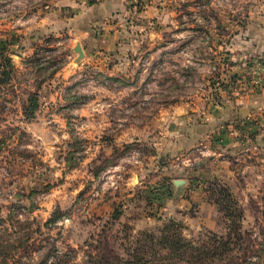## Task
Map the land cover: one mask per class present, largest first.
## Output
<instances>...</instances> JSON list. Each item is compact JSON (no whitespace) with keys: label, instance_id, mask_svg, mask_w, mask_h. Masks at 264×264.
I'll use <instances>...</instances> for the list:
<instances>
[{"label":"rangeland","instance_id":"1","mask_svg":"<svg viewBox=\"0 0 264 264\" xmlns=\"http://www.w3.org/2000/svg\"><path fill=\"white\" fill-rule=\"evenodd\" d=\"M106 1L0 0V264H264V0Z\"/></svg>","mask_w":264,"mask_h":264},{"label":"crops","instance_id":"2","mask_svg":"<svg viewBox=\"0 0 264 264\" xmlns=\"http://www.w3.org/2000/svg\"><path fill=\"white\" fill-rule=\"evenodd\" d=\"M112 1H114V0H108L105 3L102 2L100 4V6H102V8L105 9V13L106 14H108V12L111 9L114 8V6L111 5V3H110ZM239 69H240V74L241 73L243 74V73L248 72L249 70H252L253 68H251L250 59H249V61H246L245 66L242 65ZM261 98H262V96L259 93V91H256V90L254 91L253 89H250L249 93H246L244 96L243 95H240L239 97H235L233 100H231V102L234 103V104H235L236 101L237 102H242L243 101L244 103L246 102L247 104L250 105V112H251V110L253 111V108L254 107H258L260 105ZM241 127H242L241 130H239V128L237 127L234 134L237 135V134L241 133L243 135L244 133L248 132L246 130L249 127H250V129H253V130H255L257 128L261 130L262 128H264V123H263L262 127L261 126H258V125H256V126L255 125H252V126L250 125V126H248V128L245 125L244 126H241ZM263 131H264V129L262 130V132ZM234 140H236V138Z\"/></svg>","mask_w":264,"mask_h":264},{"label":"trees","instance_id":"3","mask_svg":"<svg viewBox=\"0 0 264 264\" xmlns=\"http://www.w3.org/2000/svg\"><path fill=\"white\" fill-rule=\"evenodd\" d=\"M220 192H222V194H223V192H226V190L224 189V188H221L220 189ZM225 194V193H224ZM229 238H230V240L233 238L232 237V235H229ZM150 239H152V236H150ZM164 241V242H163ZM160 242L161 243H165L166 242V240L165 239H163L162 241L160 240ZM138 247H141V246H138ZM135 250V248L133 249V251ZM131 252L130 254H131V256H132V260L134 261V260H136V259H138L140 256L139 255H141L140 254V252H139V248L137 249V250H135L134 252ZM211 256H213V255H211Z\"/></svg>","mask_w":264,"mask_h":264},{"label":"built area","instance_id":"4","mask_svg":"<svg viewBox=\"0 0 264 264\" xmlns=\"http://www.w3.org/2000/svg\"><path fill=\"white\" fill-rule=\"evenodd\" d=\"M253 82H254L253 83L254 86H260L261 83H263V85H264V73H263V78L262 77H258V79H255Z\"/></svg>","mask_w":264,"mask_h":264},{"label":"water","instance_id":"5","mask_svg":"<svg viewBox=\"0 0 264 264\" xmlns=\"http://www.w3.org/2000/svg\"><path fill=\"white\" fill-rule=\"evenodd\" d=\"M77 49H78V48H77ZM79 52H81V53H82V50H81V48H80Z\"/></svg>","mask_w":264,"mask_h":264},{"label":"bare ground","instance_id":"6","mask_svg":"<svg viewBox=\"0 0 264 264\" xmlns=\"http://www.w3.org/2000/svg\"><path fill=\"white\" fill-rule=\"evenodd\" d=\"M78 50H80V47H78Z\"/></svg>","mask_w":264,"mask_h":264}]
</instances>
